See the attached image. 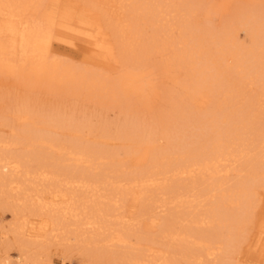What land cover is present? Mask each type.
I'll return each instance as SVG.
<instances>
[{
	"label": "bare ground",
	"instance_id": "obj_1",
	"mask_svg": "<svg viewBox=\"0 0 264 264\" xmlns=\"http://www.w3.org/2000/svg\"><path fill=\"white\" fill-rule=\"evenodd\" d=\"M200 8L199 0H0L2 81L161 107L108 133L124 141L132 170L117 149L59 144L43 131L79 132L71 117L41 112L37 123L30 108L16 111L19 127L0 139V208L12 219L0 239L13 235L14 264L42 255L70 264L48 259L51 242L79 245L90 264H264V21L215 30L199 21L210 5ZM64 44L82 60L60 55ZM128 196L135 214L122 209Z\"/></svg>",
	"mask_w": 264,
	"mask_h": 264
},
{
	"label": "rangeland",
	"instance_id": "obj_2",
	"mask_svg": "<svg viewBox=\"0 0 264 264\" xmlns=\"http://www.w3.org/2000/svg\"><path fill=\"white\" fill-rule=\"evenodd\" d=\"M199 1L201 2L200 13L204 11L203 6L205 4L210 5L211 11H214L209 17L201 15L199 21L203 24L212 25L215 30L221 29L224 23L231 20L238 21L242 26H252L264 21V0L261 2H251L249 0ZM174 2L179 3V0H174ZM146 31L150 32L148 28H146ZM239 39L244 45H250L249 37L244 35L241 31H239ZM74 51L76 50L64 44L57 52L64 58L73 61L79 60L80 57L81 61V56L79 54L77 55ZM20 104L21 106L14 110L16 106ZM23 107L31 109L32 118L30 121L37 122L38 113L41 112L49 114L61 113L71 117L75 123L82 126L79 132L42 125L43 131L49 133L52 130L54 134H56L54 136L58 138L59 144L69 145L70 141V144L76 142L82 146L94 145L101 148L117 149L121 152V159L126 158L124 165L129 170L135 167L125 154V149L127 147L123 146L122 143H124V141L112 139L108 136V133H112L119 125L134 117L151 120L156 116L159 109H161L159 101L150 104L146 99L138 98L130 100V102L100 103L94 95H88L83 91L74 93L70 91H67V93H52L48 90H44L43 86H23L20 82L12 84L5 80L2 81L0 78V139L7 141L11 135V127L14 129L19 127L18 121L15 120L17 116L16 111ZM35 127H38V125ZM2 146L3 145L0 143V148ZM242 160L243 158L238 157L237 164H243ZM122 209L126 215L128 213L135 214V210H137L138 207L130 196H128L123 202ZM257 214L259 215V211ZM11 220L10 213L0 208V226L3 230L10 225ZM147 221V219L141 220L140 226L143 235H149L144 230ZM155 234L157 233L153 230V233L150 235ZM12 240V234H9L4 240L0 239V260L8 258L9 261L14 264V262H16L15 260L19 259V254L18 248ZM56 243L57 242H51L46 245L48 252L45 254H47L48 259L54 262V260H60L59 258L65 257L66 263L90 264L88 259L81 253L79 245L72 246L64 251V249H62L63 247L55 245ZM9 244H11L10 247ZM254 255H256V251L253 252V256ZM43 259V255L42 258L39 257V264H47V260L42 263ZM257 259L258 258H249L250 261L248 264H259V262L256 261ZM181 264L187 263L182 262Z\"/></svg>",
	"mask_w": 264,
	"mask_h": 264
}]
</instances>
